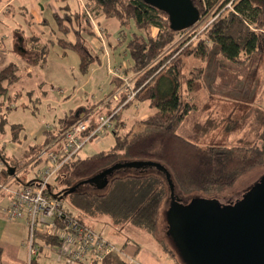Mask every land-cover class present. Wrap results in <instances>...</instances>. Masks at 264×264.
<instances>
[{
  "label": "trees",
  "instance_id": "16d2710c",
  "mask_svg": "<svg viewBox=\"0 0 264 264\" xmlns=\"http://www.w3.org/2000/svg\"><path fill=\"white\" fill-rule=\"evenodd\" d=\"M93 1L97 12L106 19H116L120 28L132 21L136 32L126 44L130 65L125 72L134 75L135 100L146 102L155 112L134 122L126 133L117 130L122 122L115 124L113 146L108 151L85 158H71L51 181L46 195L60 202L67 199L69 204L63 207L65 212L83 224L84 217L90 213L89 208L96 206L114 221H128L153 234L166 195V179L158 174L159 170L127 168L124 175L108 179L106 189H101V193L81 191L82 182L123 161H149L168 170L173 186L182 195L189 196L212 190L221 192L247 172L264 166V111L256 103L259 84L255 85L252 79L262 64L264 53V0H191L200 19L207 13L216 15V18L204 37L190 45L185 53L201 64L188 75L182 71L181 52L174 58H171L172 53L160 57L179 33L171 29L165 13L142 0ZM53 19L57 32L63 35L57 39L56 45L74 53L78 73L87 76L91 66L99 63L98 53L87 47L82 35L92 34L88 18L77 29L70 17L55 13ZM153 29H156L154 35ZM71 33L73 41L65 38ZM27 43L31 44L30 47H26ZM38 43L36 38L20 43L18 51L27 66L42 67L45 63L46 45L38 47ZM19 78L16 63L10 62L0 70V98ZM203 88L208 92V101L216 100L230 109L228 118L222 119L216 111L189 100L188 91L198 92ZM124 98L123 95L120 102ZM120 102L113 107L110 101L106 102V114L116 109ZM241 106L248 107L244 115L239 120H231L233 111ZM120 110L112 120L119 116ZM76 120L74 114L58 119L54 123L55 135L51 130H44L43 141L30 147L31 159L34 161L56 135ZM245 125L248 129L237 138L236 146L201 148L197 145L199 140L218 128L234 141V135L243 131ZM87 134L88 131L82 135ZM73 187L75 189L69 193ZM33 244L39 250L44 246L55 248L58 242L36 234ZM35 263L32 259L29 261V264ZM99 264L127 263L119 253H112Z\"/></svg>",
  "mask_w": 264,
  "mask_h": 264
},
{
  "label": "rangeland",
  "instance_id": "374dc122",
  "mask_svg": "<svg viewBox=\"0 0 264 264\" xmlns=\"http://www.w3.org/2000/svg\"><path fill=\"white\" fill-rule=\"evenodd\" d=\"M5 2L6 0H0V8ZM81 4L84 6L90 5V7L95 6L93 0H13L12 3L10 2L9 6L7 5L8 7L6 6L0 13V70L4 68L9 61H12L19 66L20 75L19 80L8 87L7 94L3 98H0V122H2V125H0V183L4 182L3 178L9 176L6 166L15 169V174L14 172L13 174L15 177H18L20 181H25L26 178L28 180L36 176V173L41 169H39V167L42 163L31 159L30 147L43 141L44 130L50 129L46 127L54 125L61 117L70 116V110L77 111L80 108H88L89 111L92 109V106L90 107L91 104L102 98L113 95L120 87L111 82L112 77L117 78V74H114V71L118 70L123 73L122 70L127 69L130 65L126 44L132 37V34L136 32L132 21L125 28H120L116 19H106L101 16L93 19L92 27H96L97 30L103 29L105 33L104 35L101 34L98 36L99 40L96 45L93 44L92 46L91 44L93 51L98 52L100 64L96 63L91 66L92 69H89L88 78L85 79L83 77L82 79L84 84L81 87L75 89L72 93H69L67 88H61L62 91L56 88L57 86H55L56 83L54 82L58 80L53 77L56 68L54 69L52 67L54 65L56 67V63L60 62L61 64L68 63L77 70L76 62L78 61L76 55L72 52H68V58L62 60L60 51L56 47L49 49L48 62L52 63L46 70L40 71L37 74L36 71H34V73L29 76L23 73L22 63L16 55L17 50L16 48H12L8 39L11 34V29L16 26L24 29L25 33L29 31L28 25L24 22V13H20L22 10L19 6L23 7V5H26L28 10H30V5H32V7L35 6L38 9L36 13L37 16L41 14L42 17H47L49 21L48 27L54 29L56 28L53 19L55 13L60 16H66L70 13L74 22L75 16L82 13L83 7H81ZM64 7L66 9H64ZM25 14L27 15L26 12ZM37 16H34L33 21L38 19ZM213 17L212 13H207L199 20L194 29L185 31L184 33H177L173 43L166 49L163 55L160 56L161 59L167 55H171V53L173 55L171 58H174L181 52L182 54H180V57L183 62L182 71L185 75H188L193 68L200 66L199 60L192 56H187L185 53L190 45L204 37L205 31L208 29L206 26ZM26 19L28 20L29 16ZM33 23L34 22L30 25L32 30L33 28L36 30L40 29L44 32L42 35H49L50 32H46V28H39L38 25H33ZM155 33L156 29H153L152 34L154 35ZM86 40H90L89 37H86ZM173 51L177 52L173 54ZM259 69L261 68L256 70L252 79H254L255 85L259 84L260 88L262 84V74H258ZM125 74H130V72H126ZM50 83L54 87H52ZM193 93V91H188V97L194 102L204 105L206 109L209 108L216 111L222 119L228 118L230 113L228 107L222 106L221 103L215 102L216 100L213 101L212 99L210 101L207 99L205 103V94ZM111 104L112 107L116 106V103L113 101ZM247 108L248 107L245 106L236 107L235 111H233L230 116L231 120H239L242 115H244ZM153 112H155V109H150L146 102L133 101L130 105L120 110L119 116L112 120L111 127L106 128L101 134L88 140L75 157L85 158L101 151H108L114 144L113 132L115 124H120V122H122L123 125L120 128L118 127L117 130L121 133H126L135 121ZM247 129L248 127L245 125L244 130L234 135L235 138L234 141H232L221 128H218L199 140L197 145L201 148L209 146H236L237 138ZM124 162L125 161L121 163ZM124 170L126 169L115 170L108 179L116 175H124L127 173L124 172ZM158 174L165 179L162 172L159 171ZM262 177H264V166L257 167L247 172L241 176L233 186L223 189L221 192L212 190V192L194 193L189 196H184L174 186L173 190L175 197L178 198L182 204L189 203L192 198L203 197L208 199L214 198L217 199L221 205H228L240 200ZM165 184L166 195L160 206L153 234L149 230L138 227L128 221H114L103 209L97 208L96 206L89 208L91 209L89 211L90 213L84 217L85 225L102 233L106 240L119 249L128 245L140 249L145 247L154 250L160 257L166 260L168 264H185L178 256L170 237L166 234L167 224L165 212L170 208L171 198L169 196L168 185L166 182ZM4 185L10 189L14 188V183L10 181H6ZM103 189H106V186ZM81 191H86L88 193L103 192V190L96 189L95 185L89 183H84L81 187ZM6 203L7 197L4 194H0V208ZM61 204L63 207H66L69 202L67 199H63L61 200ZM71 207L70 209L72 211L73 209ZM95 220L98 221L96 222ZM49 249L52 250V253L57 251L54 247ZM33 257L35 256L31 258ZM42 257L43 253H41L38 260L44 261ZM47 263L50 264L49 262Z\"/></svg>",
  "mask_w": 264,
  "mask_h": 264
},
{
  "label": "water",
  "instance_id": "95a60500",
  "mask_svg": "<svg viewBox=\"0 0 264 264\" xmlns=\"http://www.w3.org/2000/svg\"><path fill=\"white\" fill-rule=\"evenodd\" d=\"M142 1L165 13L171 29L177 32L200 20L191 0ZM127 168H156L164 174L171 198L165 212L166 234L185 264H264V177L240 200L228 205L203 197L181 204L174 195L169 173L156 162L117 163L82 183L103 189L115 170ZM13 172V168L7 167L9 176Z\"/></svg>",
  "mask_w": 264,
  "mask_h": 264
},
{
  "label": "built area",
  "instance_id": "2783aa9c",
  "mask_svg": "<svg viewBox=\"0 0 264 264\" xmlns=\"http://www.w3.org/2000/svg\"><path fill=\"white\" fill-rule=\"evenodd\" d=\"M227 6L229 7L230 3ZM215 18L216 15L206 27L209 28ZM197 23L179 33L194 29ZM115 73L121 84L117 92L108 96L106 102L113 101L117 104L124 95V100L116 109L110 114L97 116V112L85 113L56 135L35 157L34 161H40L43 167L35 178L25 185L10 189L0 184V190L10 196L6 210L7 218H23L26 221L29 259L38 253V247L33 244L36 234L55 239L58 242L55 247L58 258L66 264H99L109 254L120 253V249L106 240L102 233L68 215L59 200L46 195V190L61 167L75 157L88 140L111 127L112 117L121 108L135 101L137 91L132 88L134 75L125 76L118 70L114 71ZM49 126L46 128L50 129L46 130L53 131L55 135L54 125ZM86 131L88 134L83 136Z\"/></svg>",
  "mask_w": 264,
  "mask_h": 264
},
{
  "label": "crops",
  "instance_id": "0c3cea01",
  "mask_svg": "<svg viewBox=\"0 0 264 264\" xmlns=\"http://www.w3.org/2000/svg\"><path fill=\"white\" fill-rule=\"evenodd\" d=\"M13 0H6L5 4L2 5V7L0 8V13L1 11L6 8V6L10 4V2L12 3ZM7 6V7H8ZM82 8V13H80V15L75 16L74 18V22H73V18L72 15L70 13H68L66 16L71 18L72 21V25L77 29V27H79L80 25L84 24V20H86L85 18H88L89 24L88 27L90 28L91 31V36H86L85 34L83 35L84 40L86 41L85 43H87V47L92 50L93 53H98L93 51V49L91 48L93 46V44H97L98 43V36H100L101 34L104 35L105 32H103V29L97 30L96 27H92L93 24V19L95 18H99L102 15L99 14L97 12V7L96 6H84L83 4H81ZM80 7V9H81ZM19 8L23 11H21L20 13H24L23 16L24 18V22L28 25L29 27V31L27 33H25V30L22 29L21 27H14L11 29V34L9 36V43L12 46V48H16L17 50V56L19 57L21 63H22V67H23V73L25 75H31L34 73V71H36V74L40 71L46 70L47 67H49L51 65V63L48 62V52L49 49L52 47H56L58 48V46L56 45V41L57 39L63 38V35L58 33L56 28L54 29H50L48 27V18L47 17H42L41 14H38L37 16V11L38 9L32 5H30V10L27 9L26 5H23V7ZM64 9H66L64 7ZM25 12L27 13V15L25 14ZM29 16V19L27 20L26 18ZM34 16H37V20H34ZM103 17V16H102ZM105 18V17H103ZM33 23V25H38L39 28H46V32H50L48 36L42 35L44 32L40 29L36 30L33 28V30L30 28L31 23ZM34 27V26H33ZM49 29V30H48ZM95 29V30H94ZM48 30V31H47ZM98 32V33H97ZM86 37H89L90 40H86ZM30 38H36L39 39V43L37 44L38 47L43 46L44 44L46 45V55H45V63L43 64L42 67H31V66H27L21 58V54L19 53L18 49L20 47V43L22 41H27ZM67 40L73 41L74 40V35L71 33L69 35H67L65 37ZM92 44V46H91ZM30 43L26 44V47H30ZM58 50L60 51V55L62 56L61 59L64 60L66 58H68V52L70 51H66V50H62L60 48H58ZM61 60V61H62ZM12 61H9L8 63H10ZM100 62V60H99ZM262 64L260 65L259 68V72L258 74H262V84L259 88L258 91V95L256 98V103L259 104L260 108L264 111V53H263V57L261 60ZM14 63V62H12ZM77 63V62H76ZM75 63V65H76ZM100 64V63H98ZM24 65V66H23ZM56 67L55 65L52 68H56V71L53 75V77H55L58 81H55L54 83H56L55 86H57L56 88H59L60 91H62L61 88H67V91H69V93H72L75 89L81 87L84 82L82 81L83 76L81 77V75H79V73H77L78 71L75 70V68L73 66H70V64L68 63H56ZM67 65V66H64ZM69 65V66H68ZM198 67V66H197ZM53 69V71H54ZM92 69V68H90ZM124 75H131L130 74H125V69L122 70ZM76 72V73H75ZM263 72V73H261ZM108 73V72H107ZM89 76V75H88ZM88 76H84L85 79L88 78ZM117 76V75H116ZM116 78V77H114ZM112 77L111 82L115 83L117 85L120 86V80L118 78L114 79ZM52 83V82H51ZM50 83V84H51ZM52 85V84H51ZM52 87H54L52 85ZM203 93L206 95V99H205V103L207 102L208 99V92L205 88L201 89L198 92H194L193 94H200ZM71 95V94H70ZM107 98H102L96 102H94L93 104L90 105V107L92 106V109H90L88 111V108H80L77 111L74 110H70V114L72 115L74 114L76 117H79L85 113H91V112H97V115H100L99 112H102L101 114H106L107 110H108V106L105 104L107 101ZM189 100L194 103L195 105L198 106H203L202 104H197L196 102H194L190 97ZM222 104V103H221ZM112 105V104H111ZM209 109V108H208ZM148 116V115H147ZM145 116V117H147ZM68 117V116H65ZM143 117V118H145ZM64 118V117H61ZM59 118V119H61ZM142 118V119H143ZM141 120V119H140ZM136 122V121H135ZM43 164L40 165L39 169H42ZM38 169V170H39ZM40 169V170H41ZM39 170V171H40ZM38 171V172H39ZM37 172V173H38ZM36 173V175H37ZM32 178H35V176H33ZM32 178L28 179L26 178V180L24 181H20L18 177L13 176H8L4 179V182H1V185H4V183L6 181H10L14 183V188L13 189H18L21 186L25 185L26 183H28L30 180H32ZM0 194H4L7 197V203L0 208V264H29V261L32 259L34 260L36 263L35 264H48L47 262H49L50 264H66L64 263V261L62 259L58 258L57 252H53L52 250H50L49 248H53V247H48V246H44L41 247L38 250V253L35 255V257L29 259V249H28V229H27V225H26V221L25 219H18V220H9L7 218V213L6 210L9 206V202H10V196L7 195L5 192L0 191ZM96 222L98 220H95ZM94 229V228H93ZM41 253H43V259L44 261H39L38 258L41 255ZM40 254V255H39ZM120 256L126 261L127 264H168L166 262V260H164L162 257H160V255L158 253H156L154 250L152 249H148V248H138L135 246H131L128 245L124 248L120 249Z\"/></svg>",
  "mask_w": 264,
  "mask_h": 264
},
{
  "label": "flooded vegetation",
  "instance_id": "af4514ba",
  "mask_svg": "<svg viewBox=\"0 0 264 264\" xmlns=\"http://www.w3.org/2000/svg\"><path fill=\"white\" fill-rule=\"evenodd\" d=\"M182 204V203H181Z\"/></svg>",
  "mask_w": 264,
  "mask_h": 264
}]
</instances>
